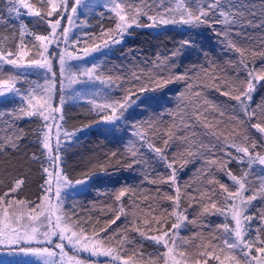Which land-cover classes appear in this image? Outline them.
Segmentation results:
<instances>
[{"label": "snow or ice", "instance_id": "6c2138e0", "mask_svg": "<svg viewBox=\"0 0 264 264\" xmlns=\"http://www.w3.org/2000/svg\"><path fill=\"white\" fill-rule=\"evenodd\" d=\"M103 7L112 13L109 19L114 26L104 28L101 25L100 33L94 36L84 33L87 39L83 43H92L84 46L79 52L76 49L80 48L81 38L71 40L70 34L72 28L77 26L76 21L81 9L89 8L86 0H4L3 8H0V27L8 28L14 42L13 49L6 47L5 42L9 40L7 35L0 38V103L15 104L18 99V106L11 112H0V116L11 117V123L8 124L9 134L0 142V152L5 151L7 147L16 151L20 149L25 133L22 128H18L16 121L40 118L43 123L36 130V143L42 151L39 156L33 153L31 159L41 162L45 177L44 184L41 185L44 195L40 198L41 203L34 207L30 202L12 196L23 186V178L14 179L8 191L0 195V247L6 248L10 255L38 257L42 264H86L85 260L78 259L76 255L69 256L65 252V242L76 252H87L92 257H110V264H160L161 261L163 264H211L212 261L216 264H264V208L259 210L258 216L250 214V210L255 207L253 202L264 199V152L257 151L259 141L251 132V129H255L264 138V101L252 107L253 94L258 86H264V66L257 70L254 59L250 64L249 50L238 46L232 38L233 34L241 35L246 26L264 28V21L258 25L254 24L256 13L249 11L246 5L234 3L233 0H170L167 7L164 6V0H161L154 11H150L152 6L147 3L140 6L133 3V0H104ZM5 11L7 17L3 15ZM261 15H264V11ZM24 16L33 18L31 22L34 28L46 25L45 32L30 29L28 22L23 19ZM100 16L103 18L104 13H100ZM141 16H146L151 23L142 24ZM65 19L67 26L63 23ZM83 23L82 21L81 24ZM217 24L221 25V28L217 29ZM167 25L186 26L189 31L198 30L201 26L208 27L221 38L225 51L239 55L238 61H228L234 69V77L215 73L210 77L216 91L235 101V104L230 105L233 112L229 115V119L234 122L232 142L220 148L225 152L227 159L212 158L206 160V163L209 166L216 165L219 171L224 172L232 181V186L207 173L212 176L207 183L219 185L220 191L217 192L214 187L205 188L203 191L197 189L199 196L188 192L190 184L183 188L179 184L178 169L175 167L177 155L174 154L169 159L167 154L170 141L175 136L172 131L175 125H170L161 135L155 121L147 123V130H143L145 122L133 124L132 135L139 138L140 146L138 147L135 141H129L125 151L131 158V163L127 164V167L147 163L142 151L146 146L148 151L153 153L154 159L170 171L167 174L159 173L155 178L145 176L148 183L157 185L153 196H143L144 202L151 200L147 211L135 201L132 207L126 210L121 198L129 194L135 196V192L131 187H123L115 195V202L121 206H108L114 218L105 221V226L101 227L99 232L94 227L89 235L82 220H73L72 216L63 211V203L69 191L81 190V186L82 190H86L90 182L98 176L96 172L89 171L83 173L80 179L72 181L61 167L63 140H70L75 135V132L64 131L63 140L60 136L62 124L59 121L64 119L63 105L66 98H70L66 97L65 90L73 85L103 86V91L95 88L90 95L77 93V96L85 99L91 105L90 111L99 116L95 123L112 128L119 127L120 122L128 118L126 113H129L130 109L135 111L142 106L148 108L158 102L163 90L171 83L184 81L188 92L199 98L201 92H193L194 85L188 82L191 79L189 70L183 73L172 71L176 67L175 57L180 55V49L162 59L158 56L156 60L151 61L152 67L147 70L138 66L125 68L120 65L116 68V75H113L112 70L106 72L104 65L97 63L101 57L93 56L94 53H100L101 56L110 53L116 45L123 43L125 35L130 34L129 30L133 26L156 28ZM17 32L18 42L15 41ZM26 37L33 39L26 41ZM61 44L64 47H61ZM194 46L195 40L192 38L181 42L182 48ZM251 55L253 58L259 55L264 59V51L257 53L253 49ZM89 57H92L90 64L73 66L69 63L73 60L85 61ZM54 59L58 60L59 64V106L53 103L57 90ZM5 65L11 66L12 71L5 74ZM28 70H42L45 73L44 83L33 81L29 83L28 88L18 87ZM191 71L194 72L195 68ZM204 74L208 76V70L205 69ZM125 83L130 84V87L124 88ZM114 87L122 89L123 95L113 97L110 90ZM225 88L227 90H224ZM157 93L160 95H156ZM180 99L183 102V93ZM205 103L207 107L218 112L221 118L227 114L222 106L207 101ZM57 113L60 114L59 120ZM203 113L204 110L197 105L192 115L197 121H201L203 117V126L210 129V134L217 141L222 138L227 141V136L219 132V125L223 121L217 120L213 125ZM253 120L255 122H252ZM181 123H184L183 115ZM53 125L57 129L55 146ZM76 131H83V128ZM149 131L156 140L162 141L163 147L157 146L149 139ZM238 138L240 142H237ZM185 142L190 144V148L194 147V140ZM232 148L235 149L234 154L228 151ZM187 155L193 156L194 152L188 150ZM111 156L115 157L116 153H111ZM179 159L185 164L188 163L184 153L179 154ZM45 162L48 164L46 167L43 166ZM232 162L243 166L240 174L229 168ZM204 172L206 170H202V174ZM99 173L107 175L103 165L99 167ZM159 185H168L174 195L167 192L161 195L162 189ZM185 198L189 208H199V212L191 219L187 209L182 208ZM157 200L169 201L170 210L163 203H157ZM129 214L132 217L130 222L127 221ZM217 214L224 216L225 222L215 225L207 237L202 232L194 233L200 243L195 244L194 253L189 255L187 246L193 241L181 237L180 230L187 224L201 228L209 227L202 218ZM122 215L126 220L125 225L123 228L117 226L113 229L112 225L116 224ZM256 218H259L261 224L257 226L253 237L251 223ZM130 232L138 234L140 240L130 236ZM54 237L58 238V242L53 240ZM145 240L158 248L162 246L163 251L155 255L145 253ZM53 244L55 249H59V253L52 247L45 246ZM129 245L136 246L131 254L128 251ZM57 255L60 257L59 261L55 259Z\"/></svg>", "mask_w": 264, "mask_h": 264}, {"label": "trees", "instance_id": "16d2710c", "mask_svg": "<svg viewBox=\"0 0 264 264\" xmlns=\"http://www.w3.org/2000/svg\"><path fill=\"white\" fill-rule=\"evenodd\" d=\"M233 2L246 5L249 11L256 13L254 24L258 25L264 21V15H261V12L264 11V0H233ZM3 3L4 0H0V8H3ZM133 3L140 6L147 3L152 6L150 11H154L160 5L161 0H133ZM169 3L170 0H164L165 7L169 6ZM90 10V16L83 29L84 33L94 36L100 33L101 25L104 28L114 26L113 22L109 19L112 13L108 12L100 2H95ZM100 13H104L103 18H101ZM3 15L7 17V12H3ZM23 19L28 22L30 29L34 28L31 22L33 18L24 16ZM65 20L63 21L64 24ZM140 22L142 24L151 23L146 16H141ZM46 27V25H43L41 27H35L34 30L44 33ZM215 27L219 29L221 25L217 24ZM129 33L125 35L123 43L116 45L114 50L107 55L101 56L100 53H94V57H101L97 60V63L103 64L106 72L112 70L113 75H116L118 74L116 68L120 65H123L125 68L138 66L147 70L152 67L151 61L156 60L158 56L162 59L165 56H170L177 49H180V55L175 57L176 67L172 71L174 73H183L189 70L191 79L188 82L194 85L193 92H201V96L197 98L191 95L184 81L171 83L163 90L162 95L159 93L156 94L160 95L158 102L153 103L148 108L142 106L135 111L130 109L129 113H126L128 118L120 122L119 127L115 128L95 123L99 120V116L95 112L90 111L91 106L86 101L65 102L63 105L64 119L63 121H59L62 124V129L72 132L83 128V131H78L70 140H63L61 146V167L72 181L80 179L83 173L89 171L96 172L98 176L90 182L86 190H82L83 186H81V190L68 194L63 203V211L72 216L73 220H82L88 228L89 235H91L94 227L99 232V229L105 226V221L114 218L113 213L108 210V206L111 205L116 208L121 206L115 202V195L123 187H131L135 192V196H130L129 194L121 198L122 205L125 209L128 210L131 208L133 201H135V203L141 205L144 211H147V205L151 203V200L144 202L143 196H153L157 185L148 183L145 176L155 178L159 173L167 174L170 171L164 164L154 159L153 153L149 152L146 146L142 151L144 152L147 163L134 165L132 168L127 167V164L131 163V158L125 151L129 141H135L137 146H140L139 138L132 135L133 124L139 125L141 122H145L143 130H147V123L155 121L161 135L170 125H175L172 128L175 136L170 141L167 154L169 159L174 154L177 155L175 167L178 169L179 184L182 188L190 184L191 187L187 189L188 192L199 196V192L196 191L197 189L203 191L205 188L213 187L219 192V185H209L207 183V180L212 178L207 173H211L222 183L232 186V181L224 172L219 171L216 165L209 166L206 163V160L212 158L227 159L225 152L221 151L220 148L222 145L232 142L231 132L234 122L229 119V115L233 112L230 105L235 104V101L229 100L227 96H223L220 92L216 91V87L213 86L210 77L213 73L234 77V69L228 64V61H238L239 55L234 52L225 51L224 45L221 43V38L217 37L212 29L204 26H201L200 29L195 31H189L186 29V26L182 25H167L156 28L133 26L129 30ZM4 35L9 37V40L5 42L6 47H12L14 49L13 38L8 28L0 27V38ZM189 38L195 40V46L182 48L181 42ZM232 38L238 46L249 50L248 61L250 64L254 59L257 70L261 66H264V59L259 55L255 58L251 55V50L253 49L257 53L264 51V28L246 26L243 28L241 35L233 34ZM32 39V37H26V41H32ZM15 41H19L18 32ZM88 42L90 44L92 43V41ZM29 46L31 45L29 44ZM56 51H59V49H56ZM205 54L207 58H205ZM145 61L148 63H144ZM53 67L58 82V60L54 59ZM193 68H195L194 72L191 71ZM205 69L208 70V76L204 74ZM221 70L223 71L221 72ZM4 71L5 74L8 71H12L11 66L5 65ZM241 76H243V73H241ZM220 86L222 88L224 87L223 84ZM56 87L58 89V84ZM123 87L129 88L130 84L125 83ZM224 90L227 89L225 88ZM110 91L113 97L116 98L123 95V90L119 88L114 87ZM57 93L56 90L54 98L57 96ZM181 93L184 94L183 102L180 99ZM206 101L222 106L227 114L221 118L218 112L207 107ZM262 101H264V86H258L256 92L253 94L252 107L254 108ZM197 105L204 110L203 115L213 125H215L217 120L223 121L219 125V132L227 136V141L223 138L217 141L210 134V129H206L203 126V117L201 121L195 119L192 113ZM17 106L18 99L15 104L0 103V112H11ZM182 115L184 117V123H181ZM5 121H8V123H5ZM252 122L255 121L253 120ZM9 123H11V117L7 115L0 116V142L9 134ZM42 123L43 121L37 117L16 121L18 128H22L25 133V138L21 142L20 149L16 151L7 147L5 151L0 152V195L8 191L14 179L23 178V186L15 194H12V196L16 199L30 202L31 206L39 202L44 192L41 188L45 178L42 173L41 162L31 159L33 153L39 156L42 151L39 144L36 143V130ZM185 123L187 127H185ZM85 125L89 127H84ZM251 132L254 138H257L259 141L257 151L264 152V138L255 129H251ZM148 137L157 146L163 147L162 141L156 140L150 131ZM185 140L189 142L194 140V147L190 148V144L186 143ZM237 142H240L239 138ZM201 145H204V147H201ZM188 150L193 151L194 155L188 156ZM228 151L233 154L235 153L234 148L228 149ZM113 152L116 153L115 157L111 156ZM180 153H184V158L188 163L185 164L179 159ZM101 165L106 168L107 175L99 173V167ZM43 166H48L47 162ZM242 167L235 162L229 164V168L236 174H240ZM202 170H206V172L202 174ZM159 187L162 189L161 195L164 192L174 195L173 190L168 185H159ZM157 203H163L170 210L169 201L157 200ZM253 204L255 207L250 210V214H256L258 216L259 210L264 208V199H258ZM182 208L187 209L189 219L193 218L199 212L198 207H188L187 198L183 200ZM73 213H75L74 216L72 215ZM131 219L132 217L129 214L127 221L130 222ZM202 219L210 226L201 228L198 225L187 224L180 230L181 237L193 241L191 245L187 246L189 255L194 253L195 244L200 243L198 237H194V233L202 232L207 237L213 231L215 225L225 222V217L219 214L209 215ZM125 223V217L122 215L121 219L112 225V228L115 229L117 226L123 228ZM260 224L261 221L259 218L252 221L251 230L253 237L255 236L257 226ZM99 234L101 236L104 235V233ZM129 235L136 240H140V237L136 233L130 232ZM53 240L58 242L57 237H54ZM143 243L145 253H153L155 255L163 251L162 246L158 248L146 240ZM65 245V252L69 256L73 255L74 250L72 247L67 245L66 242ZM45 246L52 247L54 251L59 253V249H55L54 244ZM134 247L136 246H128L129 254H131ZM0 264L42 263L23 259L3 261ZM160 264H163V261ZM211 264H216V262L212 261Z\"/></svg>", "mask_w": 264, "mask_h": 264}, {"label": "rangeland", "instance_id": "374dc122", "mask_svg": "<svg viewBox=\"0 0 264 264\" xmlns=\"http://www.w3.org/2000/svg\"><path fill=\"white\" fill-rule=\"evenodd\" d=\"M95 2L96 3L100 2L102 5L104 4V0H86V3L89 5V8L88 9H81V12L78 14V19L76 21L77 26L72 28V32L70 34V39L76 40L77 37H80L81 41H82L80 44V48L76 49L77 52H79L80 49H82L84 46H88L90 44L89 42H88V45L83 43V41L86 39L83 35V33H84L83 29L85 28L86 23L88 21V18L90 16V11H91L90 8L93 4H95ZM82 21L84 22L83 24H81ZM67 24H68V22H67V20H65V26H67ZM61 47H64V45L61 44ZM91 59H92V57H89L85 61L73 60V61H70L69 63L73 66H81V65H84L86 63L90 64ZM57 69H58V82H57V84H58L57 92L58 93H57V96L55 98H53V103H54V105L59 106V95H60V92H59V64H58ZM48 75L50 78V74H48ZM44 79H45V73L42 70H28L25 72L24 77L21 78V82H20V84H18V87L28 88L29 83L33 82V81L39 82L40 84H43ZM95 88H100L101 90H103V86H101L99 84H96L95 86H93L91 84H89V85H73L70 88H66L65 95H66V97H70V98H66L65 102L79 101V100L80 101H86L85 99L78 97L77 93H84V94L90 95L92 92L95 91ZM56 117H57V120H59V113L56 114ZM56 131H57V129H56L55 125H53L52 132H53V145L54 146L56 143V136H55ZM67 132L68 133L75 132V135H76V133L78 131H72V132L67 131ZM60 136H61V139L63 140V137H64V130L63 129H61V131H60ZM72 192L73 191H69L68 194H70ZM43 195H44V192H43ZM39 203H41V199H39V202L33 204L32 206L34 207L36 204H39ZM229 220H230V217H229ZM73 252H74L73 255H76V257L78 259L85 260L86 264H110V261H111L110 257H104V256L92 257L90 255V253H87V252H83V251L76 252L75 250ZM70 256H72V255H70ZM23 259L24 260H34V261H38V262L42 263V261L38 257L24 256V255H10V254H8V250L6 248L0 247V262L11 261V260H23ZM55 259L57 261H59V259H60L59 255L57 257H55Z\"/></svg>", "mask_w": 264, "mask_h": 264}]
</instances>
